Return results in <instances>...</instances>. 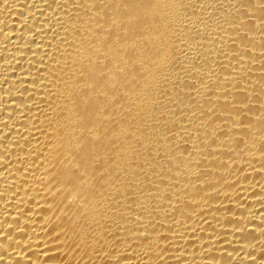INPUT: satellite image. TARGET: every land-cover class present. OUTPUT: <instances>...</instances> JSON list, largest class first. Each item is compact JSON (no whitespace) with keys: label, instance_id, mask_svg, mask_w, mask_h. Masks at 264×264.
Listing matches in <instances>:
<instances>
[{"label":"bare ground","instance_id":"6f19581e","mask_svg":"<svg viewBox=\"0 0 264 264\" xmlns=\"http://www.w3.org/2000/svg\"><path fill=\"white\" fill-rule=\"evenodd\" d=\"M0 264H264V0H0Z\"/></svg>","mask_w":264,"mask_h":264}]
</instances>
